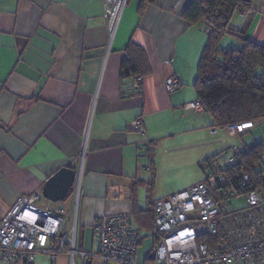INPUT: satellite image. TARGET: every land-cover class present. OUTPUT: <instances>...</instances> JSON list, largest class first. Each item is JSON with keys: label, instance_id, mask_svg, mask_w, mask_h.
<instances>
[{"label": "crops", "instance_id": "crops-1", "mask_svg": "<svg viewBox=\"0 0 264 264\" xmlns=\"http://www.w3.org/2000/svg\"><path fill=\"white\" fill-rule=\"evenodd\" d=\"M190 1L156 0L139 12L141 0H129L109 44L104 0H0V219L18 197L42 196L44 182L61 167L77 173L82 166L77 249L95 248L93 221L108 214L130 212L142 230L139 245L150 237L149 205L164 195L148 192L152 174L143 167L153 164L142 165L147 161L140 150L145 140L158 142L184 130L173 128L165 113H204L185 108L196 99L193 84L207 39L200 25L181 17ZM249 2L248 12L228 25L263 44L264 0ZM230 36L237 42L220 46L241 47V40ZM130 41L145 50L151 67L141 90L121 78ZM172 73L180 87L168 93L164 83ZM137 118L144 134L133 128ZM74 192L73 184L55 208L38 202L63 209L69 219L65 225L64 218L62 233L70 226ZM152 242L144 260L136 252L138 264L152 261ZM74 262L104 264L79 255ZM30 264H70V258L63 252L51 262L38 253Z\"/></svg>", "mask_w": 264, "mask_h": 264}, {"label": "built area", "instance_id": "built-area-1", "mask_svg": "<svg viewBox=\"0 0 264 264\" xmlns=\"http://www.w3.org/2000/svg\"><path fill=\"white\" fill-rule=\"evenodd\" d=\"M129 0H104L105 26L111 44ZM210 31V27L205 29ZM138 75L132 86L141 89ZM168 93L180 87L178 74L172 73L164 83ZM186 109L203 112L195 99ZM264 120V118H262ZM251 122L222 127L227 135L240 134ZM144 134L141 119L132 123ZM142 148L149 149L145 140ZM240 148L214 160L205 178L188 189L153 202L154 228L149 235L156 240L154 256L147 264H264V148L257 154L251 171L231 173L237 164ZM143 169L150 170L149 166ZM82 166L74 180L75 203L66 233L61 228L65 214L62 208L41 207L37 193L18 197L0 219V263L23 261L30 264L38 253L47 254L53 262L66 252L70 264L74 257L95 258L104 264H138L136 252L142 230L130 212L97 217L92 224L96 246L92 251L76 247L77 200ZM243 198L240 206L233 200ZM61 236V237H60ZM58 239L54 244V240Z\"/></svg>", "mask_w": 264, "mask_h": 264}, {"label": "trees", "instance_id": "trees-1", "mask_svg": "<svg viewBox=\"0 0 264 264\" xmlns=\"http://www.w3.org/2000/svg\"><path fill=\"white\" fill-rule=\"evenodd\" d=\"M155 1L141 0L139 12ZM249 9L250 2L243 0H191L181 13V17L189 24L200 25L207 36L193 88L196 99L202 102L203 112L212 121V128L264 118V43L257 44L245 39L242 32L228 25L235 12L246 14ZM207 27H210L209 32L205 31ZM225 34L238 37L241 47H221L220 42ZM125 54L121 67L122 79L130 78L132 82V78L138 75L142 80L150 73L149 60L141 46L130 41ZM154 143L156 142L150 141L146 151L149 162L153 164L150 167L152 177L146 183L148 192L154 186ZM263 148V142H253L250 147L241 149L239 160L230 172L251 171L257 154ZM213 158L204 160L201 165H210L216 160ZM154 201L151 202V207L149 205L152 212ZM152 222V225H147L150 230L154 228V213ZM57 240H54V244Z\"/></svg>", "mask_w": 264, "mask_h": 264}, {"label": "rangeland", "instance_id": "rangeland-1", "mask_svg": "<svg viewBox=\"0 0 264 264\" xmlns=\"http://www.w3.org/2000/svg\"><path fill=\"white\" fill-rule=\"evenodd\" d=\"M242 18L237 12L232 15V23ZM237 42L235 37L225 34L221 40V44L231 45ZM199 116V117H198ZM168 122L175 129H184L177 135L170 136L159 140L153 146V162L155 168L154 186L152 193L159 194L165 198L176 192L188 189L193 184L203 180L205 173L210 169V165L201 163L211 158H222L232 153L233 147L244 149L250 147L253 142L264 143V120L251 122L246 125L240 134L227 135L222 129H216V133H211L212 121L210 117L201 113L199 115L190 114V111L182 109L175 112L164 114ZM175 117L177 120H175ZM182 117V119H181ZM175 120V126L174 122ZM142 165H148L149 158L146 156L144 149H141ZM213 158V159H214ZM148 194V193H147ZM243 198L233 200L232 204L240 206ZM39 204L55 208L62 202H50L42 197ZM68 217H65V225L68 224ZM144 234V233H143ZM152 236L142 238V243L138 245V260H144L146 248L153 245ZM140 256V257H139ZM113 264V263H110Z\"/></svg>", "mask_w": 264, "mask_h": 264}, {"label": "water", "instance_id": "water-1", "mask_svg": "<svg viewBox=\"0 0 264 264\" xmlns=\"http://www.w3.org/2000/svg\"><path fill=\"white\" fill-rule=\"evenodd\" d=\"M249 2L250 0H243ZM76 171L70 167H61L52 174L43 184L42 196L52 202L63 200L74 184ZM154 250L151 256H154Z\"/></svg>", "mask_w": 264, "mask_h": 264}]
</instances>
